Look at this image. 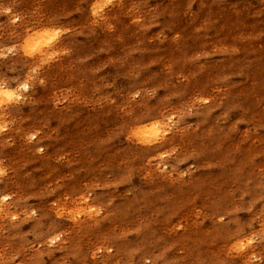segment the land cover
Here are the masks:
<instances>
[{"label": "rangeland", "instance_id": "rangeland-1", "mask_svg": "<svg viewBox=\"0 0 264 264\" xmlns=\"http://www.w3.org/2000/svg\"><path fill=\"white\" fill-rule=\"evenodd\" d=\"M0 264H264V0H0Z\"/></svg>", "mask_w": 264, "mask_h": 264}, {"label": "bare ground", "instance_id": "bare-ground-1", "mask_svg": "<svg viewBox=\"0 0 264 264\" xmlns=\"http://www.w3.org/2000/svg\"><path fill=\"white\" fill-rule=\"evenodd\" d=\"M25 86V85H24ZM13 96V95H12ZM11 98V97H10ZM2 197V196H1ZM4 197V196H3ZM3 197H2V199H3ZM2 204V203H1Z\"/></svg>", "mask_w": 264, "mask_h": 264}]
</instances>
